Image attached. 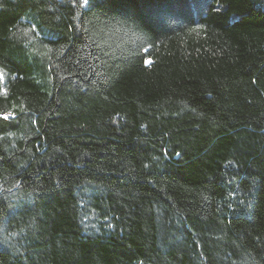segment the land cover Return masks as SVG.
<instances>
[{"label":"trees","instance_id":"1","mask_svg":"<svg viewBox=\"0 0 264 264\" xmlns=\"http://www.w3.org/2000/svg\"><path fill=\"white\" fill-rule=\"evenodd\" d=\"M0 75V264H264V0H0Z\"/></svg>","mask_w":264,"mask_h":264},{"label":"snow or ice","instance_id":"2","mask_svg":"<svg viewBox=\"0 0 264 264\" xmlns=\"http://www.w3.org/2000/svg\"><path fill=\"white\" fill-rule=\"evenodd\" d=\"M84 3L86 4L87 0H84ZM144 63L148 64V63H150V61L149 60H145ZM2 79H3V77H2V75H0V80H2ZM11 118H12L11 114H0V119L8 120V119H11ZM177 155H179V153H177Z\"/></svg>","mask_w":264,"mask_h":264}]
</instances>
